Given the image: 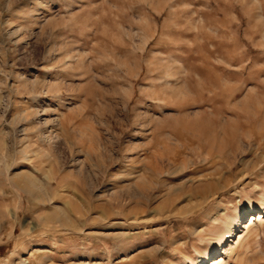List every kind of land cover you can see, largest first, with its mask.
Listing matches in <instances>:
<instances>
[{"label": "rangeland", "instance_id": "1", "mask_svg": "<svg viewBox=\"0 0 264 264\" xmlns=\"http://www.w3.org/2000/svg\"><path fill=\"white\" fill-rule=\"evenodd\" d=\"M221 260L264 264V0H0V264Z\"/></svg>", "mask_w": 264, "mask_h": 264}, {"label": "bare ground", "instance_id": "2", "mask_svg": "<svg viewBox=\"0 0 264 264\" xmlns=\"http://www.w3.org/2000/svg\"><path fill=\"white\" fill-rule=\"evenodd\" d=\"M176 132L177 133H174V132H170V134L168 135V137H169V140L171 141V142H173V144L175 143V145L176 144H179L180 142H181V137L182 136H184L185 135V132L184 131H182V130H176ZM189 132V131H188ZM188 134V133H187ZM186 134V135H187ZM192 134V133H191ZM190 134V136H192ZM196 135V134H195ZM197 136V135H196ZM196 138V137H195ZM180 145V144H179ZM178 146V145H177ZM179 147V146H178ZM159 169V168H158ZM263 209V208H262ZM253 217H254V215H253ZM256 220V219H255ZM221 259V258H220ZM218 260V259H217ZM216 262V261H215ZM221 262H222V260L221 261H218L217 263H215V264H221ZM214 264V263H213Z\"/></svg>", "mask_w": 264, "mask_h": 264}]
</instances>
